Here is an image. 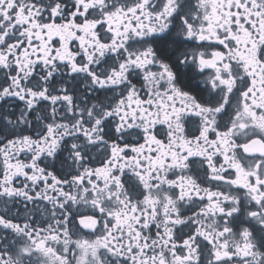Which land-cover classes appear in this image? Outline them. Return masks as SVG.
Wrapping results in <instances>:
<instances>
[{"label":"snow or ice","instance_id":"snow-or-ice-1","mask_svg":"<svg viewBox=\"0 0 264 264\" xmlns=\"http://www.w3.org/2000/svg\"><path fill=\"white\" fill-rule=\"evenodd\" d=\"M0 264H264V0H0Z\"/></svg>","mask_w":264,"mask_h":264}]
</instances>
